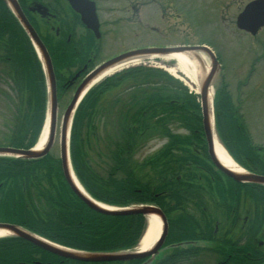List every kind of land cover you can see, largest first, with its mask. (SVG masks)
Here are the masks:
<instances>
[{
    "label": "trees",
    "instance_id": "trees-1",
    "mask_svg": "<svg viewBox=\"0 0 264 264\" xmlns=\"http://www.w3.org/2000/svg\"><path fill=\"white\" fill-rule=\"evenodd\" d=\"M14 39L23 43L17 50ZM8 42L7 49L14 52L9 64L19 67L17 72L6 73L4 77L10 80L6 83L16 98L6 95L13 98V106L5 121L2 140L4 145L28 148L36 141L43 123L44 78L36 55L21 31H15ZM22 50L31 61L27 71ZM171 80L174 79L160 70L138 66L102 81L78 105L70 142L73 167L85 189L96 199L111 204L144 201L159 204L171 217L167 243L185 238L186 233L189 239H199L196 230L204 231L205 227L211 232L217 218L209 211L229 212L233 199L239 200L242 193L253 188L214 171L203 145L196 96ZM116 87L125 88L127 92L117 97L103 113L105 136L102 140L109 148H106L108 160L100 172L92 164L90 149L87 148V144L92 142L89 140L97 137L96 130L93 135L89 130L94 124L92 117L98 102ZM115 107L118 109L112 116V111H107ZM222 107L225 109L226 106ZM19 110L23 113L22 118L14 119ZM96 112L101 117L100 109ZM173 124L187 130V133L171 134ZM216 127L219 137L229 141L227 148L233 157L245 165L238 149H243L246 156L253 155L245 144L247 140L235 132L234 122L218 112ZM159 136H168L167 141L140 163L148 164L149 168L139 166L134 161V153ZM251 154H254L253 149ZM260 168L254 171L264 174V166ZM52 178L61 179L62 175L58 161L48 154L35 160L0 157V197L3 198L0 200V221L15 222L41 232L50 225L53 234L49 236L60 239L64 244L89 250L129 248L136 243L144 226L141 215L110 217L95 214L72 194L64 180L54 181ZM33 180L37 183L34 184ZM44 180L48 184L43 185ZM33 184L41 189L36 191V197L40 194L38 198L44 200H28L31 198L28 188L27 199L22 195L24 187ZM12 185L15 189L10 190V196L1 194L5 187ZM7 192L8 189L4 194ZM16 193L18 197L14 195ZM192 208L195 212H191ZM21 243L25 242L18 239V248ZM2 245L0 253L11 260L10 264L22 259L20 255L11 259V246L14 245L11 240ZM186 253L190 251L182 250L179 257H187ZM175 258L170 255L166 261L169 264ZM3 261L2 264L8 263Z\"/></svg>",
    "mask_w": 264,
    "mask_h": 264
},
{
    "label": "rangeland",
    "instance_id": "rangeland-1",
    "mask_svg": "<svg viewBox=\"0 0 264 264\" xmlns=\"http://www.w3.org/2000/svg\"><path fill=\"white\" fill-rule=\"evenodd\" d=\"M114 3L111 1V9L110 11L114 9V7H118V5L121 4L122 7H119L121 9V13L112 12L113 18L112 21L117 19V21H128L130 23L129 26H126V30L123 29L121 24H113L109 18H107L102 23V28L104 32V45L102 52H107L105 55H99L101 57L106 56L113 52V50L118 49H128L132 46H154V47H165L169 45L174 44H186V45H197V44H208L210 48L213 47L216 53H218L220 60L222 62V72L224 75V79L228 80L229 82H232L236 77H241L244 75L248 64L252 60H256L258 62V65L256 67V72L252 76L250 86L247 89V93L250 91L251 87L255 83L264 82V44L259 46V43L254 42V47L251 50H246L247 47V41H245L242 38L238 37H230L229 40L226 35H228L227 28L231 30L230 24H227L226 26H223L219 24L218 22H210L215 14V10L212 9L210 6H212V3L208 0H171L175 3V8H173L174 5L170 3L168 0H151L148 2V0L140 1L142 2V6L140 2H135V0H113ZM148 3H153L148 4ZM146 4V5H145ZM144 5V6H143ZM136 6H138L136 8ZM141 6V7H140ZM145 11L146 17L145 22L143 23L142 17L139 15V11ZM159 8L163 9V18L161 19L160 13L158 12ZM176 8H179L176 10ZM209 9V10H208ZM139 10V11H138ZM177 11V12H176ZM182 11L185 14V18L182 16ZM101 15L104 14V11L100 12ZM125 14V17L127 20L120 19V14ZM120 15V16H119ZM144 15V14H143ZM150 16V17H149ZM190 18L191 20H187ZM65 19L67 22L73 24V40L74 43L77 44V42L82 39V29L79 28V25L72 21V19L69 16L65 15ZM142 20V21H139ZM169 19L167 23H163L164 20ZM104 20V19H103ZM52 22H45V23H38L37 24V30L41 36L44 35H53V30H51ZM116 29V34H114V29ZM226 27V28H225ZM233 30V29H232ZM115 36H119L117 38H113ZM108 37V39L105 41L104 39ZM255 40V39H253ZM99 41V40H98ZM97 41V42H98ZM212 46V47H211ZM159 55V54H158ZM91 57L94 59V56L91 53H86L83 57ZM93 64H95L93 60ZM141 65H151L154 67L162 68L166 71V67H172L174 66V61L169 59H161L159 57H146L144 59H141ZM131 67V66H130ZM126 68V67H125ZM124 69V68H123ZM58 73L62 74V81L65 79V77L72 73L73 70H69L67 68H57ZM178 77H183V75L177 71L176 72ZM219 73V72H218ZM176 76V75H175ZM184 84L188 87L189 90H192V86L189 85L187 82V79L183 77ZM175 84V80H171ZM182 81V80H181ZM182 81V82H183ZM220 80L219 76H217V81L214 83L217 87L220 86ZM223 83V80H222ZM2 89L0 90V134L3 133V129L5 128V117L9 115V109L13 106L12 101L13 98L15 99V93L8 88L6 84H1ZM228 88H224L223 91L227 92ZM63 90V89H62ZM60 90V93L61 91ZM74 87L70 88L68 91H66L64 94L62 93V103L59 104L58 109V118H57V131H56V138L54 141V144L52 146V149L50 150V154L58 158L59 153V127L61 122V116L63 113L64 108L66 107L68 101L70 100V97L73 93ZM220 92V94L224 92ZM10 95L11 99L7 98L6 94ZM119 92L109 91L107 93L106 98L100 99V101L97 104V107L95 109V112L93 114L92 120H93V127L92 130H89V134L93 135L96 130V138H101L103 135L102 131V119L100 115L96 112L97 109H100L101 114L104 113L105 109H107L117 97H119ZM61 99V97H60ZM264 105V104H263ZM264 106L262 108L260 102L257 100V95H252L250 98L245 97L244 100V107L243 111H245L249 115V119L252 118V116L255 114L257 117L260 118V116H263ZM23 113H21V110L17 112V115H15L14 119L22 118ZM14 119L12 120V126L14 127ZM251 129H253L255 141L257 144L259 142H264V132H259V124L255 123V121H252V123L249 125ZM175 128V125H171V130ZM264 128V125L262 126ZM176 133H185L184 130L178 129L175 130ZM1 137V136H0ZM164 139H158L153 140L151 144H147L144 148H141L137 152V159L141 160L144 156H147L151 151H153L155 148H158ZM94 167L101 171L104 162L103 161H94L92 163ZM16 182H19L16 180ZM27 188H30L28 186ZM7 187L4 188V190L1 192L2 195L7 196L10 194L11 191L4 194ZM15 189L13 185L11 186V190ZM17 191V188H16ZM23 192L24 194L27 193L26 187H24ZM260 215L264 216V210H260ZM173 218V217H172ZM264 222V219L260 222V226H262ZM264 227V225L262 226ZM188 233L185 234V238H188ZM169 247H163V249L160 251V255L157 258L160 260L164 255H167L171 253L168 249ZM191 250H194L193 253L196 251H199L200 248H188ZM177 250V249H175ZM209 248H206L202 251L201 254H197V259H201V257H204L207 259L208 257L215 256L212 253H210ZM196 259V258H195ZM192 261V260H191ZM189 261V262H191ZM188 262V263H189ZM159 263V262H158ZM157 263V264H158ZM185 262H181V264H184ZM127 264V263H125ZM179 264V263H177Z\"/></svg>",
    "mask_w": 264,
    "mask_h": 264
},
{
    "label": "water",
    "instance_id": "water-1",
    "mask_svg": "<svg viewBox=\"0 0 264 264\" xmlns=\"http://www.w3.org/2000/svg\"><path fill=\"white\" fill-rule=\"evenodd\" d=\"M71 5L76 8L78 11L82 10L83 5L79 0H69ZM10 4L13 6V9L16 11L17 15L19 16L20 20L22 21L23 25L26 27V29L29 31L32 39L34 40V43L36 47L38 48L43 62H44V67L46 71V76L48 79V86H49V95H50V136L49 140L42 150H31V149H18V148H13V147H0V154H7V155H14L17 157H22V158H34L43 155L51 146L52 144V136H53V127H54V121H55V111H56V104H55V83H54V75L52 71V66L50 63V59L48 57V54L46 50L44 49L42 43L40 40L36 37V35L33 33L31 30L30 26L26 22L25 18L21 14L17 4L15 3L14 0H10ZM83 21L86 23L88 26H91V23L93 21V16L90 13L85 14L83 16ZM239 26L248 28V25L246 24H240ZM193 50V49H202L204 50L212 59V64H211V71L208 73L204 79L201 82L200 85V98H201V111H202V125H203V131L205 134V138L207 141L208 145V153L214 164L221 170L223 171L226 175L232 177L233 179L237 181H244V182H253V183H262L264 184V176L258 175V174H252V173H243L239 171H234L224 164L220 162V160L217 159L213 152V135H212V129H211V124H210V111H209V105H208V87L209 83L212 80V76L215 73V62L212 54L206 49V47H173V48H165V49H140V50H135V51H130L127 53H124L122 55H119L109 61H106L104 64H102L100 67L95 69L90 75L86 77V79L83 81V83L77 88L72 101L68 105L65 113H64V119H63V126H62V146H61V157H62V168L64 171L65 178L69 185L72 187V189L75 191V193L90 207L93 209L108 213V214H127V213H155L157 214L161 221H162V233L161 236L158 240V242L155 243V245L148 251L144 252H121V253H80V252H72L66 249H60L56 248L41 239L37 238L36 236L32 235L31 233L25 231L24 229L13 225V224H8V223H0V228H5L12 232L13 234L20 236L24 239H27L34 244L45 248L47 250H50L54 253H57L59 255H62L64 257H70L74 259H81V260H125V259H131L135 257H142V256H147L149 254L155 253L159 245L161 244L164 235L166 233L167 229V224L165 220L164 214L161 212L159 208L152 207V206H136L133 207L132 209H124V210H118V211H111V210H106L99 206L98 204L92 202L90 199H88L74 184L71 176H70V171H69V166L68 162L66 159V154H65V144H64V133H65V126H66V121L67 118L69 117L70 111L72 110L74 106V102L76 101L78 94L80 93L82 87L94 76L96 75L101 69L109 66L110 64H113L119 60H122L125 57H128L133 54L137 53H142V52H150V51H185V50Z\"/></svg>",
    "mask_w": 264,
    "mask_h": 264
},
{
    "label": "flooded vegetation",
    "instance_id": "flooded-vegetation-1",
    "mask_svg": "<svg viewBox=\"0 0 264 264\" xmlns=\"http://www.w3.org/2000/svg\"><path fill=\"white\" fill-rule=\"evenodd\" d=\"M96 2V7H97V11L98 13H100L99 10H102L100 5H99V0H94ZM140 1H144V0H135V2H140ZM212 3V6H210L212 9L215 10V14L213 16L214 19H212L210 22H218L221 25L226 26L227 24H230L231 30H228V35L232 36V37H238V38H242L247 42L252 41L253 39H255V41H262L264 42V24L262 26H260L256 33L251 34V32H248L244 29H239L238 27H236V17L238 15V13L249 3L252 2H256L258 5H261L262 8L264 9V0H208ZM18 2L20 3V0H18ZM41 3L42 5H44L50 12L52 10H61L62 9H66L68 7L67 3L65 1L62 0H58V2H56L55 0H25L24 4L22 5L24 9H30L33 8L35 3ZM4 8L6 9V7L4 6L2 0H0V13L5 11ZM99 8V9H98ZM106 10H109V8H107ZM117 10L119 11V9L117 8ZM139 11V10H138ZM108 13V12H107ZM121 15V16H120ZM120 19L123 20H127V18L125 17V14H120ZM139 15H143L142 11H139ZM262 15H264V12L262 13ZM26 16L28 17V19L30 20V22L32 23L33 21L39 19L42 20H58V26H57V31L55 30L54 34L56 36H62V33L67 32L68 38L67 40H69L71 38V32H68L65 29L64 24L62 23V16L60 17V15L58 16V19H51L50 17H45V18H41L38 14H36L35 12H26ZM99 16V15H98ZM32 18V21H31ZM74 21V20H73ZM9 22V21H8ZM115 23V22H114ZM249 23H253V21H249ZM33 24V23H32ZM234 27V28H233ZM241 79L236 77V81H240ZM247 92V90H246ZM245 94V91H244ZM257 95V100L260 102V104L262 105L263 108V104H264V82H259V83H255L250 91L247 93V98H250L252 95ZM245 99V98H244ZM263 115H264V111ZM261 121H264L261 117H260ZM248 210H245V214H244V219L247 218V212ZM235 217H237V219H239L241 216V213L238 212L236 210V208L233 209L232 212ZM234 232L235 233V238H236V242L237 245H241L244 241L248 243V245L253 249V256L248 257L249 258V264H264L263 261V257H264V237L260 236V238L257 236H253L251 237L248 233L245 234V232L243 231V227L242 225H236V226H232L230 227V229H228V231L224 232L223 237L224 238H228L230 237L231 233ZM250 252H247V254ZM240 256L243 255V251L241 250L240 247V252L238 253ZM41 261L42 263H53L54 261H50V260H45V259H36ZM35 261V260H34ZM60 264H70L68 263L66 260H62L60 261ZM235 262H238V264H243V259H239L236 258ZM49 263V264H50Z\"/></svg>",
    "mask_w": 264,
    "mask_h": 264
},
{
    "label": "bare ground",
    "instance_id": "bare-ground-1",
    "mask_svg": "<svg viewBox=\"0 0 264 264\" xmlns=\"http://www.w3.org/2000/svg\"><path fill=\"white\" fill-rule=\"evenodd\" d=\"M153 56H157V55L153 54ZM138 59H140V57L135 56L129 60L118 62L104 69L101 73L93 77L86 84L87 86L85 87V90H87L94 83L98 82L106 75H110L111 73L118 71L120 68L126 65L137 64L139 62ZM162 59L174 60L175 65L173 67L166 68L168 72L178 77L176 72L179 71L183 75V77L187 79L189 85L192 86V90L198 92L199 81L204 75L205 71L209 68V62L204 56V54H202L201 52H192V51H187V52L175 51L164 55ZM183 77L181 76L180 78L183 79ZM213 93H214L213 87L210 86L209 94H208V101L210 106L213 98ZM210 119L212 120L211 116ZM48 127H49L48 122H46L43 131L38 139V142L36 143V148H41L45 143L47 139ZM214 150L217 159L220 160L222 164L233 170L242 172V168H240L237 165V163L229 156L228 152L224 149V147L218 142L215 133H214ZM74 179L76 180L75 176ZM78 186L80 185L78 184ZM160 227H161V221L159 217H157V215L155 214H148L146 229L139 240L138 248L141 250L148 249L157 239L160 231ZM9 233L10 232L8 230L0 228V237L7 235Z\"/></svg>",
    "mask_w": 264,
    "mask_h": 264
}]
</instances>
